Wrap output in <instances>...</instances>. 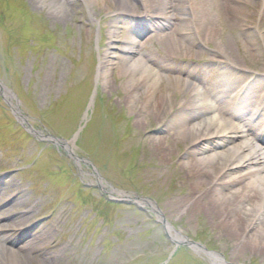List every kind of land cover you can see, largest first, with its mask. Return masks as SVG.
<instances>
[{"label": "rangeland", "instance_id": "374dc122", "mask_svg": "<svg viewBox=\"0 0 264 264\" xmlns=\"http://www.w3.org/2000/svg\"><path fill=\"white\" fill-rule=\"evenodd\" d=\"M239 1L236 23L219 26L215 38L200 34L193 17L178 21L179 34L191 31L179 39L202 52L197 60H179L171 73L202 72L206 84L243 94L230 102L234 111L250 93L243 115L258 126L249 130L232 118L240 125L232 143L248 144L250 137L258 146L264 145L258 139L264 134L258 112L264 106V1ZM135 5L121 14L103 0H0V217L7 208L14 215L0 218V227L27 223L6 232L23 237L21 244L46 233L51 261L33 258L46 264H264V254L242 250L221 220L179 205L193 184L182 178L190 144L175 145L171 159L162 161L150 141L161 126L144 120L142 90L125 99L122 56L146 60L150 49L155 58L163 56L155 36L146 50L128 55L119 49L129 38L145 42L153 34L154 18L138 15L142 1ZM176 21L164 17L161 33H171ZM224 44L232 58L215 50ZM106 51L111 56L104 68ZM235 59L238 66L231 64ZM160 70L163 81L169 70ZM207 182L197 179L195 188ZM223 196L218 201L224 203ZM110 197L121 201L110 203ZM254 219L249 233L264 235V209ZM177 233L202 247L176 250Z\"/></svg>", "mask_w": 264, "mask_h": 264}, {"label": "bare ground", "instance_id": "6f19581e", "mask_svg": "<svg viewBox=\"0 0 264 264\" xmlns=\"http://www.w3.org/2000/svg\"><path fill=\"white\" fill-rule=\"evenodd\" d=\"M103 1L110 9L113 8L110 12L126 14L127 10L138 8L135 5L136 0H111L113 4L108 3V0ZM140 1L144 10L138 15L154 18L153 34L145 42H140L136 37L129 38L119 49L128 55L136 53L137 49L146 50L147 43L155 36L162 44L160 49L163 56L155 58L151 49L148 53L145 51L148 55L146 60L136 59L135 56L133 58L122 56L124 67L122 66L121 73L127 75L129 86L125 99L131 101L132 94L138 89L142 90L140 98H142L141 110L145 111L144 120L161 126L150 141L151 150L162 161L171 159L175 145L181 142L190 144L188 157L182 166L185 173V175L182 174V178L185 180V185L191 181L193 184L177 199L179 205L190 210L206 211L210 217L221 220L225 224V232L240 244L242 250L253 249L264 254V235L249 233L250 228L255 224L254 217L264 209V145L253 146L252 142H249L252 140L250 137L246 138L248 144L241 141L232 143L240 130V125L233 122L232 118L237 117L243 120L249 130L258 126V122L256 124L251 122L252 117L245 118L243 115L249 107L247 99L252 95L246 93V101L242 102L237 111H234L236 109L229 107L230 102L242 99L243 94L215 88L214 86H218L216 83L206 84L201 75L202 72L199 74L190 71L184 74L171 73L172 66L174 69L175 64L180 63L179 60H197L196 56L202 52L194 48L192 44L183 43L181 40L184 39H179L178 36L181 38L189 36L191 31L179 34L178 21L191 20L193 17L195 21L198 20L196 25L200 34L203 31L207 38H215L219 35V26L225 28L226 23H236L239 12L242 11L241 7L236 5V2L238 4L240 1ZM261 1L263 3L264 0ZM164 17L177 19L176 27L171 33H161L164 31ZM205 40L202 36V41ZM215 50L231 58L234 55L233 49L230 46L225 47V44L218 46ZM110 54L106 51L102 56L101 63L104 68L109 65ZM231 64L238 66L236 59L232 60ZM161 67L169 70L167 74L164 73V77H161L164 78L163 81H159L160 78L157 77L161 75V70L159 71ZM203 85L207 90L206 93L203 92ZM180 93H184L183 100L179 99ZM251 102L263 106L259 99L258 101L250 99L248 103ZM258 112L264 114V106ZM142 121L137 119L139 123ZM261 123L264 124V121L260 120L259 124ZM260 140L264 142V134L260 136ZM224 144L225 148H222ZM202 178L209 182L206 183L207 186L197 190L194 181ZM224 194L225 202L222 203L218 201V197H224ZM138 201L149 204V201L145 199ZM11 213L12 210L7 208L0 218L3 220L11 218L14 216ZM26 225L27 223L19 224L16 221V223L6 222L0 227V264H32L30 261L35 257L44 262L51 261V256L44 251L49 246L45 238L46 233L40 232L22 244L23 237L6 233H16ZM175 239L184 240L185 238L177 233ZM55 247L54 245L53 248ZM213 258L220 260L221 256L214 255ZM36 264L46 263L38 261Z\"/></svg>", "mask_w": 264, "mask_h": 264}, {"label": "water", "instance_id": "95a60500", "mask_svg": "<svg viewBox=\"0 0 264 264\" xmlns=\"http://www.w3.org/2000/svg\"><path fill=\"white\" fill-rule=\"evenodd\" d=\"M116 201V200H115ZM194 245V246H201V244H199V243H196V242H189V243H187V245ZM202 247V246H201ZM211 254H213L212 252H210Z\"/></svg>", "mask_w": 264, "mask_h": 264}]
</instances>
